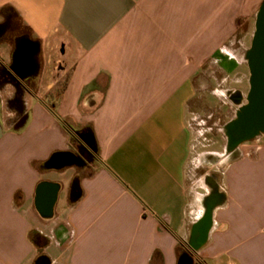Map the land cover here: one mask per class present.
<instances>
[{"label": "crops", "instance_id": "1", "mask_svg": "<svg viewBox=\"0 0 264 264\" xmlns=\"http://www.w3.org/2000/svg\"><path fill=\"white\" fill-rule=\"evenodd\" d=\"M263 2L0 0V49L11 33L35 85L21 131L0 117V264H264V131L232 128ZM89 129L93 161L48 166Z\"/></svg>", "mask_w": 264, "mask_h": 264}, {"label": "water", "instance_id": "2", "mask_svg": "<svg viewBox=\"0 0 264 264\" xmlns=\"http://www.w3.org/2000/svg\"><path fill=\"white\" fill-rule=\"evenodd\" d=\"M247 60L251 73L248 104L232 128H241L242 137L251 138L264 131V2L257 14L256 32ZM85 141L90 145L88 140ZM71 160L70 153H58L52 157L48 166L63 167L70 164Z\"/></svg>", "mask_w": 264, "mask_h": 264}, {"label": "rangeland", "instance_id": "3", "mask_svg": "<svg viewBox=\"0 0 264 264\" xmlns=\"http://www.w3.org/2000/svg\"><path fill=\"white\" fill-rule=\"evenodd\" d=\"M15 24L17 23L16 21H14ZM14 27V25H12V23L9 21L7 23V25L5 26L6 28H10V27ZM241 32V31H240ZM240 32L231 37L226 46L225 49L227 51V53L233 57H236L238 59L239 62H244L246 60V51L248 50V46L250 45L249 42L251 43L252 41V36L249 38V42L245 41V38L243 37L242 34H240ZM246 31H244L245 33ZM13 40L14 37L11 36V33H9L7 36H5V38H3V43H7L9 42V44L4 45L2 47V49H0V56H2L7 62L4 64L6 65L8 68L11 69L12 66V62H13V58H12V50L13 48ZM249 70V68H248ZM217 69L212 71V75L217 76L219 78L218 80V84H214L212 85V89H219L220 91H226L227 88H229L233 82L232 80V75L228 74V77L226 76L225 73H221V71L216 72ZM226 77V78H225ZM235 79V78H234ZM223 81V83H222ZM249 82L247 83V87H248ZM28 89H34L35 85L34 84H26L25 85ZM16 87H14L13 85H0V117L4 120L5 126L7 128H12L13 126L11 125L12 123V118L15 117L14 113L11 112V110L9 109V101L14 98L15 94H16ZM3 96V98H2ZM5 111H7L8 114H11L12 116L10 117H5ZM5 117V118H4ZM215 122L216 119L212 122H210V126L212 125L213 128H215ZM219 125V121H217V123ZM220 128V127H219ZM73 142L75 144V149L76 151L79 149V145H80V140L78 139V137H74L73 138Z\"/></svg>", "mask_w": 264, "mask_h": 264}, {"label": "trees", "instance_id": "4", "mask_svg": "<svg viewBox=\"0 0 264 264\" xmlns=\"http://www.w3.org/2000/svg\"><path fill=\"white\" fill-rule=\"evenodd\" d=\"M240 24V22H239ZM244 30H246V25H244ZM13 85L16 87L17 91L14 96L9 101V109L11 112L14 113L15 117L12 118V123L11 125L16 131H21L27 124L28 119H29V113L26 109V104H25V94L29 91L28 88L22 84L13 74L10 68H8L6 65H4L2 62H0V85ZM66 84L63 86V93L66 89ZM61 123L64 125V127L70 132L71 127L67 125L65 122H63L61 119H59ZM82 135L84 136H91L93 139V132L91 129L81 132ZM81 135V134H79ZM97 153V147L94 141H92V146H91V152L88 154L89 159L87 161H93L95 159ZM87 165V162L83 159H77L76 161L71 162L70 166H74L77 168H82ZM83 195V190L81 186V176L77 174L70 187V200L71 203H76L81 199Z\"/></svg>", "mask_w": 264, "mask_h": 264}, {"label": "flooded vegetation", "instance_id": "5", "mask_svg": "<svg viewBox=\"0 0 264 264\" xmlns=\"http://www.w3.org/2000/svg\"><path fill=\"white\" fill-rule=\"evenodd\" d=\"M79 140H80L79 149L74 154H71L72 156L71 162L76 161L77 159H83L85 161L89 159L88 154L91 152V146H92L91 138H89L88 136H83V137H79ZM85 140H88L90 145Z\"/></svg>", "mask_w": 264, "mask_h": 264}]
</instances>
